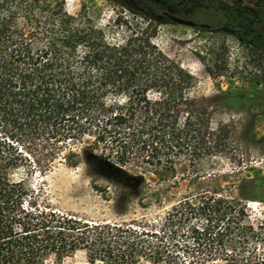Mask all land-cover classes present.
I'll return each mask as SVG.
<instances>
[{"label": "trees", "instance_id": "obj_1", "mask_svg": "<svg viewBox=\"0 0 264 264\" xmlns=\"http://www.w3.org/2000/svg\"><path fill=\"white\" fill-rule=\"evenodd\" d=\"M112 1L131 18L99 27L85 5L71 15L65 0H0V264L77 251L90 263L181 264V249L196 264H264L241 255L262 228L246 223L245 202L222 193L214 168L235 150V129L212 127L209 107L190 96L196 79L157 43L158 27L174 24L164 13L177 12L158 0ZM219 1L203 0L198 28H226L264 51V11L247 21ZM243 98L255 94L233 95ZM60 164L84 165L97 190L98 179L119 187L120 215L151 192L139 170L175 186L181 170L188 193L151 219L91 223L56 210L42 183L17 176L43 179ZM150 197L162 207L159 189Z\"/></svg>", "mask_w": 264, "mask_h": 264}, {"label": "rangeland", "instance_id": "obj_2", "mask_svg": "<svg viewBox=\"0 0 264 264\" xmlns=\"http://www.w3.org/2000/svg\"><path fill=\"white\" fill-rule=\"evenodd\" d=\"M166 6L177 5L180 9H190L201 0H162ZM180 3V4H178ZM223 5L239 11L247 21L255 20L256 14L264 10V0H223ZM66 10L76 15L82 5L88 9L91 20L99 27L112 24L117 16L131 18L112 0H65ZM245 23L244 25H246ZM248 25V24H247ZM157 43L163 51L177 61L195 79L196 84L190 96L198 104L209 107L212 127L229 124L235 129L232 154L215 160L214 168L224 178L218 183L224 195H232L245 202L246 223L254 229L262 228L263 235L251 242L241 253L244 257L264 262V200H244L242 197H264V51L253 44L241 43L228 30L209 32L199 28L166 24L157 29ZM248 32H252L250 26ZM255 94L252 100H233V95ZM150 185L144 200L139 197L129 199L122 215L117 213L115 202L120 189L106 180L98 179L93 188V180L84 165L74 168L60 164L45 178L28 176L21 171L17 176L31 184L44 185L47 199L56 210L91 223H128L131 219L146 216L151 219L155 213L162 215L170 203L181 199L187 191V183L178 171L177 185L172 180L161 181L150 172L139 170ZM172 186V187H170ZM159 189L161 208L150 197ZM142 201V204H140ZM149 201L153 205L146 208ZM181 264L197 263L198 257L191 250L178 251ZM45 264H102L90 263L84 251L57 258L49 257ZM144 264V263H143ZM148 264V263H147ZM215 264H224L217 262Z\"/></svg>", "mask_w": 264, "mask_h": 264}, {"label": "flooded vegetation", "instance_id": "obj_3", "mask_svg": "<svg viewBox=\"0 0 264 264\" xmlns=\"http://www.w3.org/2000/svg\"><path fill=\"white\" fill-rule=\"evenodd\" d=\"M159 2H161V3H163L162 2V0H158ZM222 1L223 0H220L219 2H218V4L221 6V7H223V8H225V9H229V10H231V11H234L235 13H237V14H239L240 15V17H242V14L239 12V11H236V10H234V9H232L231 7H228V6H226V5H223V3H222ZM202 2H203V0H201V3L200 4H196L195 6H193V7H191L190 9H185V10H182V9H180V7L179 6H177V5H170V6H166L164 3V6L167 8V9H170L171 11H174V12H177V14L178 15H174V16H177V17H180V18H183V19H187V20H190V21H193L195 24H196V26L195 27H193V28H198V26L200 25V23H198L197 21H196V17H198L199 16V14H200V11H199V8H201V7H203L202 5ZM178 4H180V3H178ZM261 11H264V10H261ZM261 11H259V12H261ZM258 12V13H259ZM165 13H168V12H165ZM165 13H164V15H165ZM257 13V14H258ZM168 14H170V13H168ZM257 14H256V16H257ZM170 15H173V14H170ZM256 19V18H255ZM240 20H241V18H237V21H239L240 22ZM172 22V21H171ZM173 23V22H172ZM175 24V23H174ZM178 25V24H177ZM182 26V25H181ZM226 29V28H225ZM225 29H223V30H225ZM226 30H228V29H226ZM222 31V30H221ZM229 31V30H228ZM230 32V31H229ZM252 33H254V30H252ZM232 34V33H231ZM240 42V41H239Z\"/></svg>", "mask_w": 264, "mask_h": 264}, {"label": "water", "instance_id": "obj_4", "mask_svg": "<svg viewBox=\"0 0 264 264\" xmlns=\"http://www.w3.org/2000/svg\"><path fill=\"white\" fill-rule=\"evenodd\" d=\"M165 16L172 21L175 24L182 25V26H187V27H195L196 24L193 21L183 19L174 15H170L168 13H165Z\"/></svg>", "mask_w": 264, "mask_h": 264}]
</instances>
